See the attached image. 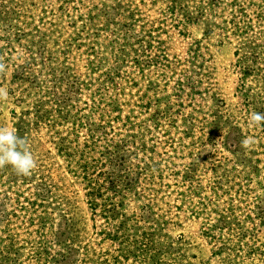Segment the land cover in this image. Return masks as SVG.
<instances>
[{
	"label": "rangeland",
	"instance_id": "rangeland-1",
	"mask_svg": "<svg viewBox=\"0 0 264 264\" xmlns=\"http://www.w3.org/2000/svg\"><path fill=\"white\" fill-rule=\"evenodd\" d=\"M0 61V264H264V0H0Z\"/></svg>",
	"mask_w": 264,
	"mask_h": 264
},
{
	"label": "clouds",
	"instance_id": "clouds-1",
	"mask_svg": "<svg viewBox=\"0 0 264 264\" xmlns=\"http://www.w3.org/2000/svg\"><path fill=\"white\" fill-rule=\"evenodd\" d=\"M5 64L0 61V72L5 70ZM8 98V90L0 88V101ZM252 126H264V113L253 112L250 116ZM253 143L251 138H245L242 146L247 148ZM10 166L17 175L28 176L37 167V160L28 146V140L18 136L15 129L0 126V168Z\"/></svg>",
	"mask_w": 264,
	"mask_h": 264
}]
</instances>
